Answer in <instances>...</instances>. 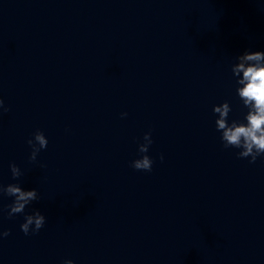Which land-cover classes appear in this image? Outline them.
<instances>
[{
  "label": "water",
  "instance_id": "95a60500",
  "mask_svg": "<svg viewBox=\"0 0 264 264\" xmlns=\"http://www.w3.org/2000/svg\"><path fill=\"white\" fill-rule=\"evenodd\" d=\"M245 49L264 50V0H0V185L15 163L46 217L25 236L0 212V264H264V160L223 148L212 114L241 118Z\"/></svg>",
  "mask_w": 264,
  "mask_h": 264
},
{
  "label": "clouds",
  "instance_id": "9594fccd",
  "mask_svg": "<svg viewBox=\"0 0 264 264\" xmlns=\"http://www.w3.org/2000/svg\"><path fill=\"white\" fill-rule=\"evenodd\" d=\"M230 71L234 97L239 103L242 116L230 119L233 108L227 100L213 105L215 130L219 133L223 148L237 149L238 158H250L249 163H255L258 158L264 160V50L245 49L236 55ZM8 111L4 100L0 98V116ZM126 116V112L121 113V118ZM152 143L151 132H146L142 142L137 144L138 158L130 165L134 170L152 171L154 161L148 155ZM27 144L31 149L29 160L34 162L38 154L47 148L48 139L42 131L37 130L32 138L27 140ZM159 159L163 161V155ZM9 170L15 182L0 185V196L11 198V203L0 209V212H6L9 219L17 215L22 216L20 231L25 236L35 235L44 227L46 217L39 209H27L33 202L39 201V192L36 188L25 189L22 186L20 178L23 172L15 163L9 164ZM9 234L8 230L0 231V239L6 238ZM63 264H74V261L66 259Z\"/></svg>",
  "mask_w": 264,
  "mask_h": 264
}]
</instances>
